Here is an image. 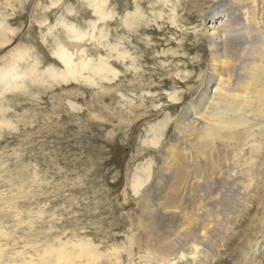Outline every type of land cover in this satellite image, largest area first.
Returning <instances> with one entry per match:
<instances>
[{"label": "bare ground", "instance_id": "1", "mask_svg": "<svg viewBox=\"0 0 264 264\" xmlns=\"http://www.w3.org/2000/svg\"><path fill=\"white\" fill-rule=\"evenodd\" d=\"M49 1L44 11L35 10L32 20L47 29L48 34L56 32L53 54L58 64H48L49 58L39 59L33 50L30 52L24 47L0 57V130L15 127L6 116L11 93L18 99L19 93H41L45 85L46 89H53L78 82L101 87L100 93L105 96L109 95L111 87L99 85L108 82L114 86L113 94L126 97L123 84L118 83L124 72L119 67L126 65L127 71L140 68L138 58L130 53L131 43L141 35L147 36L151 23L165 18L163 7L171 4L169 0H135L134 3L115 0L114 8L109 9L108 0H85L93 9L95 19L83 31L64 14L52 24L49 17L60 10L50 9L58 8L61 0ZM214 1L218 5H214L201 26L195 28L196 37L200 38L197 40L207 44L208 56L205 60L200 54L195 57L200 66L198 84L190 85L187 90L195 95L182 106L173 122L175 131L167 142L163 167L153 172L149 162L134 174L132 189L138 201L136 213L129 220L131 234L126 245L106 247L102 242L103 245L97 244L95 240L99 241V237L69 239L57 245L46 243L41 249L34 247L31 255L16 251L7 256L4 246L12 235L5 230L6 213L2 207L5 198L0 190V264H132L137 259L139 264H210L223 248L229 250V243L234 239V236L229 238L230 231L238 217L249 209L248 192L255 183L258 186L259 169L264 168V161L259 162L264 154V28L257 10L244 8L242 0ZM18 2L23 1H10ZM24 3L15 13L0 11L1 47H6L16 33L12 22L18 19L16 23L20 24L27 18L30 0ZM148 3L153 7L160 4L150 16L145 11ZM176 5L170 8L167 20L171 25L180 26ZM116 11L120 16L127 12L116 18L119 39L111 43L105 21L113 18ZM73 12V7L68 8L66 14ZM34 24L30 25L31 29ZM125 39H129L127 46H124ZM88 40L95 42L92 53L85 48ZM149 42L144 44L150 45ZM147 48L142 51L140 65L154 59L149 58ZM43 63L46 67L41 68ZM165 72L171 75L168 70ZM193 74L194 71L186 75L178 72L171 78L179 76L189 83ZM139 83L131 82L130 90H150L147 91V84ZM183 97V92L178 90L169 95L173 108L180 106ZM70 105L77 108L74 103ZM128 105L130 110L141 106L148 109L145 97L139 104L132 100ZM169 122L166 119L152 126V137L145 143L157 145ZM3 166L1 161V173ZM10 184L18 186V182ZM226 263L223 257L217 259V264Z\"/></svg>", "mask_w": 264, "mask_h": 264}, {"label": "rangeland", "instance_id": "2", "mask_svg": "<svg viewBox=\"0 0 264 264\" xmlns=\"http://www.w3.org/2000/svg\"><path fill=\"white\" fill-rule=\"evenodd\" d=\"M10 1L0 0V11H20L26 0H21L22 3ZM127 1L123 0L124 3ZM169 1V7H163L165 18L159 19L156 24L152 22L147 36L141 35L131 43L130 53L138 58L137 66L140 68L127 71L126 65L119 67L124 72L118 83L123 84L126 97L113 94L114 86L108 82L99 85L111 87L109 95L105 96L101 94V87L78 82L54 86L53 89H46L45 85L41 93L35 92L34 95L16 92L19 93L18 99L15 93L7 95L10 102L6 116L15 125L0 130V162L4 165V170L0 172L3 174L0 190L5 198L2 205L6 213L4 226L6 232L12 235L4 246L7 256L14 255L16 251H26L27 255H31L34 247L41 249L46 243L57 245L69 239L99 237L100 242L95 240L97 244L102 242L106 247L116 244L120 248L128 242L131 234L129 220L136 213L138 201L132 189L134 174L149 162L153 172L157 173L163 167L165 148L175 131L173 122L182 106L195 95L187 91L190 85L198 84L200 66H197L195 57L200 54L205 60L208 56L207 44L197 40L200 38L196 37L195 28L200 27L209 10L218 5L214 0ZM252 1L241 2L244 8L257 10L264 28V0ZM49 3V0H30L27 18L20 24L16 23L18 19L12 22L16 33L6 47L0 46V57H7L16 48L24 47L30 52L33 50L39 59L49 58L48 64H58L53 54L56 47L53 34L56 32L48 34L47 29L32 20L35 10L42 12ZM114 5L115 0H108L109 9ZM159 5L155 4L154 8L148 3L145 11L150 16ZM172 5L178 7L180 26L171 25L167 20ZM72 7L75 12L66 14ZM50 10H60L49 17L52 24L64 14L69 22L83 28V31L95 19L93 9L85 0H61L58 8ZM113 15L105 21L111 43L119 39L115 20L122 16L117 11ZM123 37L126 35L123 34ZM142 38H145L144 41ZM128 40H124V46H127ZM148 40L150 45H145ZM94 43L90 40L86 42L88 53L95 49ZM155 44L156 47L153 46ZM145 46L150 50L149 58L157 60L143 63V68L140 63ZM44 65L40 67H46ZM188 71H194L189 83L179 76L171 78L173 74L180 72L186 75ZM131 82H142V86L147 84L149 93L138 88L130 90ZM175 90L183 92L184 97L180 106L173 108L169 95ZM143 97L147 100L148 109L142 106L129 109L130 101L139 104ZM71 103L77 108L71 107ZM166 119L170 122L161 133L158 144H146L153 134L151 127ZM262 161L264 154L259 162ZM259 173L261 177L257 183L260 190L255 183L248 192L246 204L249 209L233 224L229 238L234 236V239L229 243V250L223 248L217 257L225 258L226 264H264L263 167H260ZM11 182H18V186L11 185ZM217 259L210 264H217ZM138 261L132 264H139Z\"/></svg>", "mask_w": 264, "mask_h": 264}]
</instances>
